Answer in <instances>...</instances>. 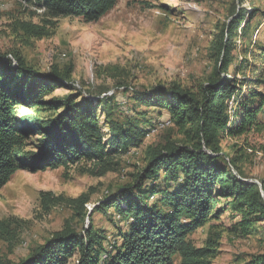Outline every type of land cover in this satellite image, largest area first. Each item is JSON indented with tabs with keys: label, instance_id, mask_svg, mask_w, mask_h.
<instances>
[{
	"label": "trees",
	"instance_id": "obj_1",
	"mask_svg": "<svg viewBox=\"0 0 264 264\" xmlns=\"http://www.w3.org/2000/svg\"><path fill=\"white\" fill-rule=\"evenodd\" d=\"M117 1L35 0L44 18L50 19L43 18V23L19 21L15 27L24 35L39 37L47 32V24L53 25L51 18L82 17L95 22ZM254 11L251 16L243 10L238 12L235 25L216 43L212 74L206 82L193 90L173 84L135 93L141 105L166 109L170 115L146 129L134 113L124 121L116 118L119 107L114 96H96L93 100L82 93H69L44 99L54 86L68 84L70 68L52 66L40 72L29 67L18 53H0V188L20 168L36 172L83 160L90 162L91 174L104 175L115 170L123 155L139 148L143 139L166 121L178 126L184 135L180 143L169 140L150 148L147 164L90 213L85 193L64 198L42 192L44 209L64 201L72 209V218L84 220L87 216L89 225L79 230L70 219L25 258L14 263L0 255V264H175V259L178 264H213L222 231L211 223L206 241L199 247L190 235L218 218L221 198L229 200L232 210L241 216L240 228L247 229L250 218L262 220L264 198L259 186L244 181L239 159L222 150L224 140L264 130V93L254 88L246 91L250 83H264L262 71L253 69L254 79H240L237 65L229 69L235 49L233 38L241 25L239 37L248 38L252 47L262 46L249 35ZM241 60L248 62L246 57ZM99 105L103 123L96 111ZM46 108L54 113L37 115ZM24 109H33L36 115H20ZM32 137H36L34 150H26V142ZM262 185L264 189V181ZM96 209L111 214V222L118 218L124 223L123 228L115 225L118 234L112 240L94 227L91 215ZM0 231L9 232L5 222H0Z\"/></svg>",
	"mask_w": 264,
	"mask_h": 264
},
{
	"label": "rangeland",
	"instance_id": "obj_2",
	"mask_svg": "<svg viewBox=\"0 0 264 264\" xmlns=\"http://www.w3.org/2000/svg\"><path fill=\"white\" fill-rule=\"evenodd\" d=\"M253 9L249 35L264 46V0H118L95 22H86L82 17L51 18L53 25L47 24V32L39 37L24 35L15 27L19 21L43 23L50 19L44 18L43 9L36 7L35 0H0V53H18L29 67L40 72L52 66L70 68L68 84L54 86L44 99L69 93H82L93 100L96 96H114L119 107L116 118L124 121L134 113L146 129L156 121L168 120L170 115L166 109L141 105L135 100V93L173 84L193 90L206 82L212 74L216 43L235 25L238 12L243 10L251 16ZM242 27L233 38L235 49L229 69L237 65L240 79H254L253 69L257 68L264 80L262 46L252 47L248 38L239 37ZM244 57L248 64L241 60ZM252 88L264 93V83L246 85V91ZM96 111L103 123L100 105ZM53 113L46 108L37 115L46 117ZM20 115L36 112L24 109ZM168 125L169 121L160 123L139 148H131L121 157L115 170L101 176L91 174V164L85 160L36 172L18 169L0 188V222L9 228V232L0 231V255L18 262L70 219L79 230L87 227L89 217L72 218V209L64 201L44 209L41 193L64 198L85 193L89 196L86 209L90 213L98 202L117 192L147 164L150 148L169 140L181 142L184 135L178 126ZM35 140L36 137L27 140L25 149L34 150ZM222 150L239 159L237 165L245 180L262 185L264 130L224 140ZM159 177L162 181L163 175ZM262 190L264 193L263 185ZM158 203L162 206L160 199ZM217 208L221 212L218 218L190 235L194 245L205 243L212 223L215 230L222 231L213 264L264 262V218H250L248 228L242 229L238 225L241 216L232 210L229 200L221 198ZM110 215L96 209L91 221L112 240L118 234L115 225L123 228L124 223L118 218L111 222Z\"/></svg>",
	"mask_w": 264,
	"mask_h": 264
},
{
	"label": "water",
	"instance_id": "obj_3",
	"mask_svg": "<svg viewBox=\"0 0 264 264\" xmlns=\"http://www.w3.org/2000/svg\"><path fill=\"white\" fill-rule=\"evenodd\" d=\"M233 172H234V174H236V172L233 170ZM244 181H246V182H252V183H255V182H253V181H250V180H245V179H243ZM255 184H257V183H255ZM258 186H259V189H260V192H261V196L264 198V193H263V190H262V185H260V184H257Z\"/></svg>",
	"mask_w": 264,
	"mask_h": 264
}]
</instances>
